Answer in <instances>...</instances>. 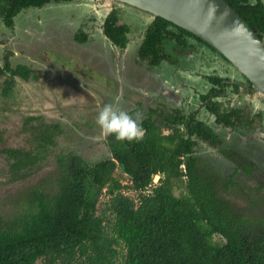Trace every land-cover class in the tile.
<instances>
[{"label":"trees","instance_id":"obj_1","mask_svg":"<svg viewBox=\"0 0 264 264\" xmlns=\"http://www.w3.org/2000/svg\"><path fill=\"white\" fill-rule=\"evenodd\" d=\"M66 1L71 0H0V24L13 28L21 10ZM225 1L257 35H264L262 0ZM118 21L113 10L103 28L123 48L130 30ZM75 36L81 43L89 39L81 28ZM139 36L137 55L146 61L147 69L170 58L166 45L195 51L205 44L160 16L144 25ZM0 76H5L2 94L7 95L15 77L37 80L39 72L27 63L13 66L6 54ZM197 124L190 128L196 129ZM141 125L140 139L106 135L107 154L89 162L73 149L54 151L65 132L61 121L42 114L26 116L24 145L0 149L7 164V183L31 179L51 154L56 175L52 186L42 178L21 189L23 193L18 191L10 214L0 213V264H35L38 259L43 264H264V214L235 210L201 176L180 167L190 149L186 145L190 133L186 139L187 132L178 133L177 128L164 134L153 118ZM199 127L200 135L210 138ZM118 168L128 175L129 184L115 176ZM155 173L160 177L153 185ZM184 176L188 177L185 191L177 195L174 181ZM103 188L109 197L98 210L95 195ZM126 189L135 191L137 198Z\"/></svg>","mask_w":264,"mask_h":264},{"label":"flooded vegetation","instance_id":"obj_2","mask_svg":"<svg viewBox=\"0 0 264 264\" xmlns=\"http://www.w3.org/2000/svg\"><path fill=\"white\" fill-rule=\"evenodd\" d=\"M75 4L76 8L79 5L93 10L90 16L94 23L83 21L82 27L98 32L109 42L113 53L117 54H114L115 59L118 57L117 60L109 66L113 73L109 75L112 79L109 80L110 77L107 76L106 84H118L112 103L119 108L124 107L141 124L145 119L153 118L164 134L174 132L177 128L178 133L187 132L186 139L190 133V139L186 142L190 149L183 157V169H191L201 176L214 189L216 196L235 210L250 215H263L264 98L252 90L250 81L221 53L206 43H201L198 50L191 51L187 58H184L182 49L166 45L170 58L161 60L156 66H150L149 70L157 69L156 74L150 78L151 75L145 74L146 70H138L146 61L139 60L137 55L141 37L134 36V24L137 22V30L142 31L144 25L150 23L155 16L112 0H76ZM116 5L136 13L130 16L131 19L124 16L122 21H118L119 24H128L130 30V33H126L128 39L123 48L108 38L103 28L105 20L116 10ZM78 30L77 27L72 35L77 45L75 34ZM260 37L264 40V35ZM191 39V42H197ZM53 53H58V50ZM126 60L130 61V67H134V72L131 71L129 75L125 74ZM55 67L56 74H67V70ZM32 68L34 69L33 66ZM94 85L98 88V84ZM131 87L139 95L145 93L143 96L148 102L146 106L141 99L128 98L125 91ZM111 89L106 90L108 92ZM155 109H159V113H154ZM224 114L230 117L224 118ZM194 122L198 124L193 130L190 125ZM199 125L208 131L210 138L200 135ZM183 178L188 179L185 176Z\"/></svg>","mask_w":264,"mask_h":264},{"label":"rangeland","instance_id":"obj_3","mask_svg":"<svg viewBox=\"0 0 264 264\" xmlns=\"http://www.w3.org/2000/svg\"><path fill=\"white\" fill-rule=\"evenodd\" d=\"M75 2L76 0L50 2L42 7H29L21 10L14 17L13 28L0 24V63L3 62V56L8 54L13 66L18 63H27L37 71H42H38L39 78L37 80H24L15 77L12 89L7 95L2 94L5 76H0V129L2 136L0 149L24 145L25 133L22 131L24 118L31 114H42L46 119L59 120L63 123L65 132L58 137L55 152L62 149H73L89 162L102 159L107 154L104 142L106 135L101 133L95 116L100 106L112 103L116 97L115 88L118 84L111 83L108 86L106 84L108 83L107 76L113 74L110 72L109 66L113 65L118 57L115 59L109 42L103 36H100L98 32L95 33V30L90 28L85 30L82 27L83 21H87L89 24L94 23L90 16L93 10L79 5L76 8ZM116 10L119 21H122L124 16L130 18L136 14L124 6L116 5ZM137 26L136 22L134 36L141 34V31L137 30ZM77 27L92 33H88V41L81 44L78 42V45L72 36ZM54 50H58V53H53ZM182 52L184 58H187L191 50H182ZM129 65L130 61L126 60L127 71L125 74L127 75L131 71L134 72V67ZM55 66L67 70V74H56ZM138 70H146L145 74L151 75L150 78L157 72L156 68L149 70V68H145V65ZM94 84H98V88ZM101 86L103 87L99 89ZM107 88L112 89L107 92ZM132 90L133 87L125 91L128 98L130 100L141 99L146 106L148 102L143 96L145 93L139 95ZM120 108L125 110L124 107ZM43 164L45 165L42 169L32 175L31 179H24L15 184L7 183L5 177L7 164L4 156L0 153L1 214H10V209L17 200V192L28 185L45 178L44 184L52 186L56 175L53 154L49 155ZM115 176L124 184L130 183L128 175L122 173L119 168L116 170ZM184 180L185 178H181L174 181V192L177 195L181 191H185ZM126 193L137 198V193L133 190L126 189ZM95 196L98 210H100L105 206L109 197L106 188L96 191ZM215 238L217 237L215 236ZM35 264H43V261L38 259Z\"/></svg>","mask_w":264,"mask_h":264},{"label":"water","instance_id":"obj_4","mask_svg":"<svg viewBox=\"0 0 264 264\" xmlns=\"http://www.w3.org/2000/svg\"><path fill=\"white\" fill-rule=\"evenodd\" d=\"M160 16L221 53L264 98V40L225 0H112Z\"/></svg>","mask_w":264,"mask_h":264},{"label":"clouds","instance_id":"obj_5","mask_svg":"<svg viewBox=\"0 0 264 264\" xmlns=\"http://www.w3.org/2000/svg\"><path fill=\"white\" fill-rule=\"evenodd\" d=\"M96 123L100 126L101 133L104 135L113 134L118 140H133L140 139L143 136L144 129L139 123V119L131 115L128 111L119 108L113 103H105L100 108L95 116ZM181 168H183L180 165ZM160 173H155L153 178Z\"/></svg>","mask_w":264,"mask_h":264},{"label":"built area","instance_id":"obj_6","mask_svg":"<svg viewBox=\"0 0 264 264\" xmlns=\"http://www.w3.org/2000/svg\"><path fill=\"white\" fill-rule=\"evenodd\" d=\"M157 178H158V175H156V176L153 178V182H156V181H157Z\"/></svg>","mask_w":264,"mask_h":264},{"label":"crops","instance_id":"obj_7","mask_svg":"<svg viewBox=\"0 0 264 264\" xmlns=\"http://www.w3.org/2000/svg\"><path fill=\"white\" fill-rule=\"evenodd\" d=\"M131 22V21H130Z\"/></svg>","mask_w":264,"mask_h":264}]
</instances>
